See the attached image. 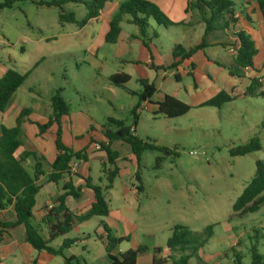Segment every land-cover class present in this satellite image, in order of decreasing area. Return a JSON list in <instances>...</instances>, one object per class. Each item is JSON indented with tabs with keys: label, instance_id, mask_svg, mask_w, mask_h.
Masks as SVG:
<instances>
[{
	"label": "rangeland",
	"instance_id": "obj_1",
	"mask_svg": "<svg viewBox=\"0 0 264 264\" xmlns=\"http://www.w3.org/2000/svg\"><path fill=\"white\" fill-rule=\"evenodd\" d=\"M40 1L51 0H13L10 8L0 7V44L4 41L5 48L22 58L29 70L20 90L24 97L20 99L28 104L44 105L56 89H61L62 97L70 104L69 119L64 122L66 139L69 125L79 136H84L92 133L91 126L97 129L107 117L132 124L131 109L137 96L113 85L108 78L114 73L131 74L132 66L124 62L140 60V47L136 41L131 45L124 43L122 36L117 43L105 42L107 20L115 12H108L111 0H106L97 19L83 26L60 22V9L39 4ZM150 1L161 7L160 0ZM232 1L233 8L239 9L242 0ZM2 2L0 0V4ZM63 11L72 13L76 21L86 14L82 3L72 1L63 5ZM151 25L156 27L153 22ZM210 25L212 29L207 31L206 43L225 32L221 18L212 19ZM136 29L133 24L121 23V35ZM222 49L218 45L216 51ZM204 50L207 56H212L211 48ZM179 72L181 82L170 78L164 88L179 90L182 100L189 102L185 89L192 87L193 79L185 68ZM148 73L151 79L153 71L148 70ZM126 87L137 91L139 84L130 81ZM135 132L157 145L159 150H146L140 156L139 174L144 189L137 199L131 193V187L138 184L134 178L135 159L116 161L119 173L106 192L111 210L106 227L117 235L128 237L119 244V250H134L140 244L149 248L163 247L175 224L187 226L197 238L207 225L214 224L212 236L199 252L202 260L192 256L188 264H233L232 248L242 255V264H249V248L254 243L258 252L264 254L261 236L264 233V203L257 211L241 216L232 209L233 202L254 173L255 161L264 160L263 96H237L219 108H194L178 118H163L140 109ZM253 135L259 138L260 150L242 156L231 155L233 147ZM24 148L35 152L27 143ZM157 158L160 159L158 163ZM104 161V152L96 151L85 163L93 181L101 185L106 184L102 171ZM53 187L50 183L47 193H52ZM40 200L36 196L37 206ZM121 209L124 219L118 218ZM37 213L40 211L36 212L35 221L41 225V216ZM99 218L93 217L82 224L83 228H76L69 234L90 235L89 240L72 246L79 264H98L100 253L104 252L101 240L94 233L99 228ZM65 254L70 252L66 250ZM55 261L64 264L60 256H56Z\"/></svg>",
	"mask_w": 264,
	"mask_h": 264
},
{
	"label": "trees",
	"instance_id": "obj_2",
	"mask_svg": "<svg viewBox=\"0 0 264 264\" xmlns=\"http://www.w3.org/2000/svg\"><path fill=\"white\" fill-rule=\"evenodd\" d=\"M13 0H3L0 7L10 8ZM82 3L86 8L85 16L76 21L72 13L63 11V5L66 2ZM187 9L202 10L206 7L209 10L210 19L206 20V28H210V21L215 18H233L234 8L232 0H188ZM106 0H51L50 2L40 1L39 4L47 6H56L60 9L59 21L76 23L83 26L89 20L97 18L102 11ZM258 7L264 10V0H257ZM125 21L133 24L139 32V39L144 47H148L150 41L157 37L155 30L151 28L150 22L163 27L175 25L168 19L163 11L150 0H122L119 2L117 10L113 13L107 22V31L104 40L107 43H116L121 33V23ZM208 24V25H207ZM235 39L228 44L234 49L233 66L227 68L229 74L239 76L245 68L253 66V57L257 52L252 38L243 31L235 33ZM202 44L185 48L183 45H175L173 49V62L164 69L176 68L181 59H189L191 54L200 49ZM29 72L20 73L16 70L9 69L0 77V112H3L11 101V98L17 88L26 80ZM178 79L177 75L174 76ZM109 81L118 87L125 89L127 92L137 96V102L131 109L133 115L132 124H126L125 120L114 117H107L101 123L100 133L104 141H99L100 148L105 154V161L102 163V171L105 176L106 184L101 185L94 183L92 178L83 177L84 186L88 188L93 195V202L90 208L85 212H76L66 206V197L77 199L80 197L81 187L67 182L62 187V192L56 197L55 203L51 206H45L41 215L40 222L36 223L34 215V205L36 195L39 191L37 181L40 176L44 175L43 162L44 158L39 157L36 152L27 151L16 155L17 149L23 144L22 124L26 121L34 123L41 135L55 125L54 145L56 156L50 164L51 171L47 174V181L57 184L62 176L70 173L69 163L73 160L86 162L88 160L86 148L73 150L66 145L62 139L61 117L68 115L70 104L61 95V89H56L50 96L51 115L44 122H32L28 117L29 108H22L15 118L13 127L0 125V243L9 235L12 228L23 225L25 229V240L36 251H45L53 256H60L64 264H78V259L73 255H66L65 251L72 247L77 241L83 238L64 237L61 244L57 247L52 246L53 240L67 235L76 225L87 222L93 217H106L109 215V203L105 197L106 192L112 188L113 182L118 175L119 169L116 165L118 153L110 148L114 141H121L127 144L136 161L135 180L138 182L136 190L142 192V185L139 174V160L141 154L146 151L159 150L158 146L149 142L135 133V124L138 118V111L142 109L141 104L154 95L156 89L152 82L140 80L141 90L139 92L128 89L125 84L129 77L126 73H114L109 76ZM259 82L251 79L247 86V93L251 96H263L264 91H259ZM232 97L225 91H220L209 99L201 103V107L209 106L219 108L221 105L230 102ZM190 109V106L183 101L166 95L160 103L157 104L154 115L165 118H176L183 116ZM261 149L259 138L256 135L250 137L246 142L233 147L230 150L232 156H242ZM27 158L33 161L31 171L26 169L24 162ZM156 159V163L159 162ZM264 203V160L255 161V170L250 180L244 186L241 193L237 196L232 204V209L236 215H243L249 212L257 211ZM12 206L15 218L14 220H4L1 217V211ZM103 226V234L95 233L96 237L104 242V249L107 256L106 264H136L138 254L147 251L148 247L140 244L136 249L117 251V247L123 241H127V236H116L106 227ZM214 224L207 225L200 237H195L191 230L183 224H175L170 228V235L167 237L165 247L170 250L172 255L169 261L159 262L158 264H188L192 256H199L200 250L212 236ZM264 230V226L262 227ZM264 238V233L261 235ZM253 237V236H252ZM256 237V236H254ZM239 241H237L238 243ZM158 250H160L158 248ZM233 264H242V255L235 251ZM250 263L264 264V254L258 252L256 243L249 248Z\"/></svg>",
	"mask_w": 264,
	"mask_h": 264
},
{
	"label": "crops",
	"instance_id": "obj_3",
	"mask_svg": "<svg viewBox=\"0 0 264 264\" xmlns=\"http://www.w3.org/2000/svg\"><path fill=\"white\" fill-rule=\"evenodd\" d=\"M120 1L122 0H116L115 2L111 0L108 12L113 13L116 11ZM188 3V0H160V9L168 17V19L178 24L170 25L168 27L160 25L153 27L151 25L152 22H150L151 28L157 33V37L150 41L147 48L141 44L138 29L128 35H121L120 33L117 39L118 41L122 36L121 40L128 45H131L132 41L139 43L140 60L129 59L124 62L125 65L132 66V70L131 74L130 72L123 73H126L129 77L127 83L134 81L139 84L137 92L141 90L140 80H146L154 84L156 89L154 95L149 99V101L146 100L141 104L142 109H147L152 114L156 110L157 104L163 101L166 95L173 96L189 105L190 109L187 112L189 113L191 109L201 107L200 105L202 102L220 91H225L235 98L237 96L250 95L247 93L246 89L251 79H255L259 82V91H264V10L261 11L259 9L257 0H242L240 8H234L235 12L233 18H221L223 20L225 32L222 33L220 38H217L216 40H209L207 43L205 36L209 30L206 28L205 21L211 17L209 10L206 7H202V10L187 9ZM109 20L110 18H108L107 22ZM203 23H205V26H203ZM228 24L230 25V28L228 27ZM209 27H211V25ZM239 31L245 32L252 38L257 52L253 57V66L243 69L239 76H235L229 74L227 70V68H232L234 65V55L229 52V48L231 46L228 44L234 41L236 37L235 33ZM198 37L199 40H197ZM1 43L0 77L9 69L16 70L20 73L29 72V70H27L24 66L23 59L18 58V55L14 54L12 49L5 48L6 44L4 41ZM178 44L183 45L185 48L199 44L204 46L191 54L189 59H181L180 64L176 68H160L167 67L173 62V49L175 45ZM218 45L223 48V51H216ZM205 47L211 48L213 53L212 56H207L205 54ZM183 68L186 69L187 75L191 76L193 79L192 87L185 89V94L188 95L189 102L182 100V92L179 90L168 91L164 88V85L169 82L170 78L175 79V75L178 77L175 81L177 83L181 82L179 71ZM148 70L153 71V77L151 79L148 78ZM159 70H161V72L158 73ZM25 82L26 80L14 92L6 109L3 112H0V125L7 128L13 127L15 125V118L22 108L30 109V115L28 118L32 122H44L51 115L52 108L50 106V97L48 103L44 105H41L40 103L28 104L26 100L20 99L24 97L23 92L20 90ZM68 119L69 115H63L61 117L62 139L64 143L70 146L73 150L86 148L88 160L86 162L79 161L76 171L62 176L57 184L49 182L46 179L47 174L51 171L50 164L56 156V148L54 145L55 125H52L47 132L38 135V130L34 123L26 121L22 124V130L24 133L23 144L17 149L16 155L27 152L24 148V145L27 143L33 147L32 150L35 151L39 157L44 158L43 169L45 174L40 176L37 181V185H39L40 188L36 196L40 197L41 200L39 202V206L36 205L37 201L35 200L33 208L34 215L36 212L40 211V214H37L41 216L44 212L45 206H49L51 204L53 205L56 197L62 192L63 185L69 181L72 182L73 185L81 187L79 198L74 199L72 197H66L65 199L66 206L70 210L85 212L90 208L91 203L93 202L92 192L84 186L83 177H91L89 174L90 168L87 167V164L85 163H87L93 153L97 151L91 148L92 143L104 141V138L100 133V126H98L97 129L92 128L91 126L92 133H86L84 136H79L80 134H78V132H74L69 125L67 127L68 136L66 139V128L64 126V122ZM135 133L137 134V132ZM137 135L140 136L139 134ZM110 148L118 153L116 161L125 160L128 162L134 158L130 147L121 141L112 142L110 144ZM120 151H123L124 154L122 155ZM32 164L33 162L30 161V158H27L24 162V165L27 166L29 171H31ZM50 183L53 184L54 189L52 190V193H47ZM131 193L134 198H138L137 196L140 192L136 190V185L131 187ZM105 197L107 199V193ZM76 201L78 203H74ZM129 205H131V202ZM127 206L128 205L125 204L124 208ZM110 216L111 210L108 216L98 219L99 228L98 230H94V233L103 234V228L101 229L103 226L101 223L104 222L106 225V220H108ZM1 217L4 220H14L15 213L13 207L8 206L2 210ZM118 218L124 219L122 209L118 212ZM84 223L76 225L67 235L56 238L52 241L51 245L55 247L59 246L64 237L83 238L85 235H88L85 240H89L90 235L84 234L83 232L81 236H69L74 229L80 227L83 228L84 225L82 224ZM112 232L116 236H125L117 235L115 231ZM85 240H79L74 245L82 243ZM100 242L104 249V242ZM165 242L163 247L160 245L153 246L151 248L148 247L146 252L138 254L136 264H158L159 262L169 261V256L172 255V253L165 247ZM158 248L160 250H158ZM117 251H121L119 250V247H117ZM67 252H70L69 255L74 256L72 247H70ZM55 257L56 256H53L45 251L34 250L25 240V229L23 225H18L12 228L9 235L0 243V264H59L55 261ZM106 263L107 256L104 249V252L100 253L98 264Z\"/></svg>",
	"mask_w": 264,
	"mask_h": 264
},
{
	"label": "built area",
	"instance_id": "obj_4",
	"mask_svg": "<svg viewBox=\"0 0 264 264\" xmlns=\"http://www.w3.org/2000/svg\"><path fill=\"white\" fill-rule=\"evenodd\" d=\"M0 46H1V44H0ZM229 52L233 53L234 52V49L232 47H230L229 48ZM91 148L94 149V150L99 149L100 148L99 142H93L92 145H91ZM78 163H79V161H77V160L71 161L69 163V171L70 172H75L76 169H77V167H78ZM51 206H52V204L49 205L48 207H51Z\"/></svg>",
	"mask_w": 264,
	"mask_h": 264
}]
</instances>
